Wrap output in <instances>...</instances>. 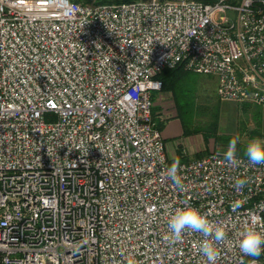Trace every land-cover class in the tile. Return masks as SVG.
Instances as JSON below:
<instances>
[{"label": "built area", "instance_id": "built-area-1", "mask_svg": "<svg viewBox=\"0 0 264 264\" xmlns=\"http://www.w3.org/2000/svg\"><path fill=\"white\" fill-rule=\"evenodd\" d=\"M176 67L263 106L264 0H0V264H208L165 239L188 205L226 233L216 264H250L264 164L208 151L174 186L151 96Z\"/></svg>", "mask_w": 264, "mask_h": 264}, {"label": "rangeland", "instance_id": "rangeland-1", "mask_svg": "<svg viewBox=\"0 0 264 264\" xmlns=\"http://www.w3.org/2000/svg\"><path fill=\"white\" fill-rule=\"evenodd\" d=\"M217 81L214 77L189 72L181 82L178 91L173 98L170 92L152 93L153 107L160 112L155 121L163 124V134L170 136L165 138V148L168 154H173L179 147L178 156L180 161L193 160L198 151L224 152L230 139L239 135L240 142L237 145L239 152L247 141L254 137H264V105L238 104L234 102L220 101L216 94ZM176 100L179 108L176 112ZM189 106H197V109L206 106L207 110L214 113L218 109L216 117L206 113L193 114ZM217 107V108H216ZM193 119V126H205L209 122H216L215 135H209L206 140L201 133L184 137L181 130L173 124L182 122L188 124ZM172 121V122H171ZM180 128V126H179ZM181 129V128H180ZM239 155V154H237Z\"/></svg>", "mask_w": 264, "mask_h": 264}, {"label": "clouds", "instance_id": "clouds-1", "mask_svg": "<svg viewBox=\"0 0 264 264\" xmlns=\"http://www.w3.org/2000/svg\"><path fill=\"white\" fill-rule=\"evenodd\" d=\"M240 142L239 135L233 136L223 152V161L228 165L236 164L238 161L237 145ZM243 156L248 162L255 166L264 164V137H254L247 141L243 148ZM179 160L174 161L167 169V178L172 180L174 186L183 191ZM248 181L237 179L235 187L242 189ZM186 233H199L203 239L198 244L199 253L206 258L208 264H216L219 255L217 246L226 238L225 231L214 226L209 221L207 214L202 213L199 208L188 205L177 208L169 217L168 234L165 239L169 242H179ZM238 248L250 264H258L259 258L264 256V221L253 216L239 233Z\"/></svg>", "mask_w": 264, "mask_h": 264}, {"label": "trees", "instance_id": "trees-1", "mask_svg": "<svg viewBox=\"0 0 264 264\" xmlns=\"http://www.w3.org/2000/svg\"><path fill=\"white\" fill-rule=\"evenodd\" d=\"M126 2H131V1H126ZM100 3L116 4V3H124V1L100 0ZM188 73L189 72L185 71L182 67H176L175 69H172V70H168V69L164 70L158 76V78L162 81V91L172 93L173 98H174L175 93L178 91L181 82H183V80H185ZM151 100H152V96H151ZM174 102H175L176 112H177V109L179 108V106L177 105L175 99H174ZM186 108L191 109L192 111H190V112H192L193 114H195V112L198 111L199 113H206L207 115H211L212 117H216L217 113H218V109L213 110L214 113H211L210 111L207 110L206 106L197 109L196 105H194V106L187 105ZM155 116H156V109H155V107H153L152 108L153 119H155ZM157 128L160 131H162L163 124H161V123L157 124ZM180 128H181V135L184 137H188V136H192V135H196V134L201 133L203 139L206 140L207 138H209L208 137L209 135H211V136L215 135V133H216L215 132L216 131V122H214V121L209 122L208 124H206L203 127L199 126V125L193 126V119H191L188 124L181 121ZM175 151L177 154L176 160L180 161L179 156H178L179 147L177 149H175ZM197 153L198 154L196 155L195 159L201 158L204 155H206V153L204 151H201V150L198 151ZM237 154H239L240 156H243V149H242V153H240L239 148H237ZM184 161H188V160H184ZM184 161H180V162H184Z\"/></svg>", "mask_w": 264, "mask_h": 264}, {"label": "crops", "instance_id": "crops-1", "mask_svg": "<svg viewBox=\"0 0 264 264\" xmlns=\"http://www.w3.org/2000/svg\"><path fill=\"white\" fill-rule=\"evenodd\" d=\"M154 107H156V104H155ZM158 113H160V112L156 111V115H157ZM157 117H158V116H155V119H156ZM155 119H154V121H155ZM155 122H156V121H155ZM171 122H172V121H171ZM157 124H158V123H157ZM173 124H175V126H177L178 130H181V129L179 128L180 125H179L178 122H174ZM163 131H164V127H163L161 133H162V135H163L164 142H165V138H169L170 136L164 135V134H163ZM166 154H167V157H168V160H169L170 163H173L174 161H176V158H177V154H176V152H174L173 154H168V152H167V150H166Z\"/></svg>", "mask_w": 264, "mask_h": 264}, {"label": "water", "instance_id": "water-1", "mask_svg": "<svg viewBox=\"0 0 264 264\" xmlns=\"http://www.w3.org/2000/svg\"><path fill=\"white\" fill-rule=\"evenodd\" d=\"M120 1H124V2H126V1H136V0H120Z\"/></svg>", "mask_w": 264, "mask_h": 264}]
</instances>
